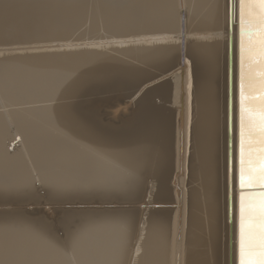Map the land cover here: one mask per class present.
<instances>
[{"label":"bare ground","instance_id":"obj_1","mask_svg":"<svg viewBox=\"0 0 264 264\" xmlns=\"http://www.w3.org/2000/svg\"><path fill=\"white\" fill-rule=\"evenodd\" d=\"M232 7L228 165L225 0H0V264H236Z\"/></svg>","mask_w":264,"mask_h":264},{"label":"snow or ice","instance_id":"obj_2","mask_svg":"<svg viewBox=\"0 0 264 264\" xmlns=\"http://www.w3.org/2000/svg\"><path fill=\"white\" fill-rule=\"evenodd\" d=\"M225 3L226 13L231 15L234 0H225ZM250 9L256 14L251 15ZM239 31L238 264H264V0H239ZM257 44L260 68L256 76L259 77V91L253 95L250 54ZM254 153L257 154L255 157Z\"/></svg>","mask_w":264,"mask_h":264},{"label":"water","instance_id":"obj_3","mask_svg":"<svg viewBox=\"0 0 264 264\" xmlns=\"http://www.w3.org/2000/svg\"><path fill=\"white\" fill-rule=\"evenodd\" d=\"M229 15V14H228ZM231 22H232V15H229L228 17V24H227V31H228V41H227V158H228V165L231 164V132H232V126H231V116H232V110H231V83H232V78H231V71H232V63H231V57H232V47H231ZM255 191V190H254ZM232 196H231V190H229L228 197H227V206H228V220L230 221L231 219V213H232ZM236 206H237V233H238V223H239V191L237 193V200H236ZM237 233H236V238H237ZM236 254H237V259H236V264H238V252L236 248Z\"/></svg>","mask_w":264,"mask_h":264},{"label":"rangeland","instance_id":"obj_4","mask_svg":"<svg viewBox=\"0 0 264 264\" xmlns=\"http://www.w3.org/2000/svg\"><path fill=\"white\" fill-rule=\"evenodd\" d=\"M86 36H87V35H86ZM75 38H76V37H74V39H75ZM73 43H76V41H74ZM67 47H68V48H66V50H65V49L63 50V48H65V47H62V49H60L61 47H57V48H56L57 50L55 49V47H54V48H53V47H50L49 49L52 48L51 50H47V49L45 50V49H44V51H47V52H50V51H52V52H58V51H59V52H62V51H63V52H64V51H65V52H66V51H78V52H79V51H82V50H91V51H96V52L100 51L99 48H98V49H95V48L93 49V48H91V47H87V46H79V47H77V46H73V47H76V48H72V46H67ZM70 47H71V48H70ZM37 50L39 51V50H41V49H37ZM38 51L34 50V52H38ZM41 51L44 52L43 50H41ZM41 51H39V52H41ZM30 52H33V51H30ZM161 103H162V102H160V101H157V102H156L157 105H161Z\"/></svg>","mask_w":264,"mask_h":264}]
</instances>
